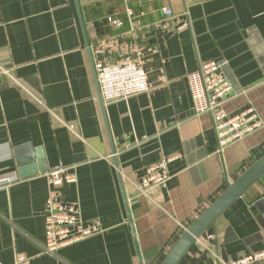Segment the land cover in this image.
Instances as JSON below:
<instances>
[{"label":"crops","instance_id":"obj_1","mask_svg":"<svg viewBox=\"0 0 264 264\" xmlns=\"http://www.w3.org/2000/svg\"><path fill=\"white\" fill-rule=\"evenodd\" d=\"M164 6L174 13L166 29L157 25ZM131 28L150 49L152 90L106 104L90 46ZM207 60L221 64L237 94L227 110L252 104L264 118V0H0V65L19 82L0 75V176L11 179L0 187V262L24 254L23 264H160L264 154V129L219 152L211 117L193 114L187 74ZM170 156L166 187L140 192L145 168ZM58 166L75 181L50 185L45 173ZM53 189L102 229L49 254ZM262 248L264 175L179 264H219Z\"/></svg>","mask_w":264,"mask_h":264},{"label":"built area","instance_id":"obj_2","mask_svg":"<svg viewBox=\"0 0 264 264\" xmlns=\"http://www.w3.org/2000/svg\"><path fill=\"white\" fill-rule=\"evenodd\" d=\"M127 14L132 15V11L127 9ZM161 14L162 19L157 25L166 29L174 13L171 8L164 6L161 8ZM116 26H120V23L117 22ZM136 32V29L131 28L126 35L121 33L107 35L96 39L90 46L99 94L106 104L152 90L144 69L146 51L150 49L138 41ZM1 74L19 84L10 70L2 65ZM187 80L193 102V114L195 116L207 114L211 117L219 152H223L230 144L264 129V118L252 104L236 112L227 110V103L237 94L232 92L219 62L214 60L201 62L197 70L187 74ZM161 83H165L163 78ZM172 159V156L162 158L145 168L139 184L140 192L146 193L151 188L166 187L170 178L168 163ZM45 175L53 187L63 182L75 181L74 173L64 166L50 169ZM10 182L11 179L0 176V187ZM45 210V240L42 245L45 253L55 254L61 247L87 238L102 229L98 221L85 220L77 205L60 201L56 189L49 194ZM208 238L212 239L214 236L208 234ZM28 259L24 254H19L16 263H27ZM218 263L264 264V248L229 261L219 259Z\"/></svg>","mask_w":264,"mask_h":264},{"label":"water","instance_id":"obj_3","mask_svg":"<svg viewBox=\"0 0 264 264\" xmlns=\"http://www.w3.org/2000/svg\"><path fill=\"white\" fill-rule=\"evenodd\" d=\"M264 175V154L200 213L182 232L160 264H179L186 252L238 198Z\"/></svg>","mask_w":264,"mask_h":264}]
</instances>
